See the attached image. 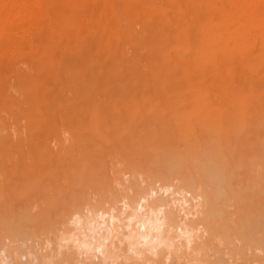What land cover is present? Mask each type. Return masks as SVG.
<instances>
[{
    "label": "rangeland",
    "instance_id": "374dc122",
    "mask_svg": "<svg viewBox=\"0 0 264 264\" xmlns=\"http://www.w3.org/2000/svg\"><path fill=\"white\" fill-rule=\"evenodd\" d=\"M8 1L0 0V207L33 219L26 232L0 234V264H264V228L255 241L238 231L228 191L216 193L224 218L216 211L211 235L205 227L209 174L182 190L179 174L162 177L153 165L162 145L197 135V113L225 114L218 87L233 75L198 59V0ZM201 86L212 100L203 111L188 101ZM192 150L182 145L180 156L191 160ZM44 212L49 223L36 232L31 221Z\"/></svg>",
    "mask_w": 264,
    "mask_h": 264
},
{
    "label": "bare ground",
    "instance_id": "6f19581e",
    "mask_svg": "<svg viewBox=\"0 0 264 264\" xmlns=\"http://www.w3.org/2000/svg\"><path fill=\"white\" fill-rule=\"evenodd\" d=\"M5 1L7 2L8 0ZM25 1L28 2V0ZM11 2L8 1L7 5L4 4V7H8ZM20 2L21 0H19L18 3ZM30 2L31 1L29 0L28 3ZM18 3L17 1L15 2V4ZM79 3L81 4V1ZM195 3H197V5L194 6V9L200 12V21L197 23L196 27L198 30L196 47V53L199 57L198 59L201 62L210 64L213 68H216V72H221L222 70L224 72L231 71L233 75V81L231 83L222 81L220 87H218L222 89L221 96L223 101H226L224 107L225 114L222 113V111L217 112L215 109V111L209 109L206 112L197 113V115L201 116L199 118L201 127L195 128V130H199L197 135L193 134L190 137L185 135V138L188 136V139L185 140V138H181L180 144L175 146H171L169 143L162 145L163 147L155 152L153 165L158 169L157 173L164 174L162 177L171 175V173L179 174L178 176H175L179 181V189L182 190H186V188L188 189L190 183L191 185L199 184L204 178L203 175L206 173L209 174L208 177L210 176L213 178V180H211L212 182L210 181L213 184V190L210 192L208 190L209 193L206 194L204 202L206 201L207 204L205 202L204 205H208V211L202 218L206 224L205 227L210 230V235L214 229V223L211 225L210 221L215 219L216 211L217 215L218 213L220 214L226 211L220 209L221 212H219L217 209L218 204L216 206V201L218 203L216 193L220 189H224L233 196V200H230V203H232L231 201H234L233 203L236 204L235 212L237 211L240 215L239 222L244 230L237 228L241 226L240 224V226H237L236 224L235 229L237 228L238 231H244L245 235L248 234L250 236L252 232L264 228V0H198ZM26 5L28 7L27 3ZM33 5L35 4L33 3ZM7 7H5V10ZM213 9L216 13H214ZM18 10L21 11L22 9H19L18 7ZM12 11L10 12L12 14L17 12ZM7 12L8 11L5 12L6 15L9 14ZM28 13H31V11ZM17 14L20 16L19 12ZM9 16V18L13 19L11 15ZM29 16H31V14ZM15 17L17 18V15ZM31 17L29 19H31ZM218 48L221 50L227 49L228 51L224 52L222 55L223 57L218 61L211 60L213 59L211 57V59H208V54L212 50ZM235 65L236 67L234 68ZM203 88L204 87L201 86L199 91L197 90L192 97L190 96L188 98V101H195L196 109L199 111H203L207 107H210L209 104L210 101H212L203 93ZM231 136L236 137V139L231 141ZM189 144L190 146H193L192 151L194 158L191 159L192 161L185 158V155H183L184 157L180 156L182 145L187 146ZM254 167H257L259 171ZM192 168L194 169V172H192ZM135 192L138 193L139 190L136 189ZM220 199L221 198H219V200ZM130 202L132 203V201ZM252 202L255 203V205H252ZM229 207L230 206H228V208ZM164 210L166 212V209ZM237 213H235V215L239 216ZM47 214L48 212H44L41 215L42 217L40 216L41 218L37 217V219H35L36 222L31 221L34 222L32 227H34L36 232L41 227H46L49 223V216ZM227 214L225 215V219H230V215L227 217ZM233 215L234 214H232L231 217H233ZM154 217L156 218V215ZM155 218L154 222L157 219ZM167 218L170 219L169 217ZM26 219L28 221L33 218L29 219L27 215H21V213L18 212H16L14 216L12 211L3 206V208L0 209V234L5 231L6 236H13V234L15 235V233H19V231L21 233L22 231L24 232L27 223H29ZM234 219H236V217ZM228 221L230 224V220ZM228 221L226 220V222ZM219 222L218 226L220 228H222L223 225H226L223 221ZM221 222L224 223L222 226L220 225ZM145 223L147 224L146 221ZM216 223L217 222L215 221V224ZM202 224L204 225V223ZM140 225L141 227L144 226H142V224ZM234 225L235 223L232 225L230 224L229 226L234 227ZM149 227L151 226L148 225V229ZM232 227L228 228V230H232ZM156 228L157 225L155 229ZM131 229L129 230L131 231ZM223 231L224 228L222 232ZM136 232L138 235H141V233L139 234L140 230H136ZM234 232L230 233L234 235L236 233ZM244 232H242L243 235ZM215 233L217 234V231H215ZM248 242L250 243V241Z\"/></svg>",
    "mask_w": 264,
    "mask_h": 264
}]
</instances>
